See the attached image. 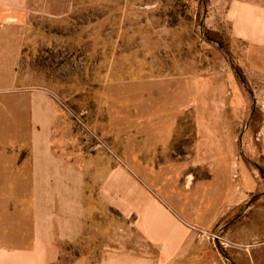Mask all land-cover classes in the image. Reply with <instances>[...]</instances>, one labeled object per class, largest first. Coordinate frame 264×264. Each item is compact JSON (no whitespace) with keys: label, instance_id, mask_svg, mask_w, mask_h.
I'll list each match as a JSON object with an SVG mask.
<instances>
[{"label":"crops","instance_id":"1","mask_svg":"<svg viewBox=\"0 0 264 264\" xmlns=\"http://www.w3.org/2000/svg\"><path fill=\"white\" fill-rule=\"evenodd\" d=\"M216 1L232 37L264 50V0ZM30 10L0 0V264H264V194L239 183L238 150L200 125L189 146L188 118L143 98L131 113L116 100L111 158L86 147L64 102L20 70Z\"/></svg>","mask_w":264,"mask_h":264},{"label":"rangeland","instance_id":"2","mask_svg":"<svg viewBox=\"0 0 264 264\" xmlns=\"http://www.w3.org/2000/svg\"><path fill=\"white\" fill-rule=\"evenodd\" d=\"M30 5L20 70L29 84L47 85L71 119L81 117L83 123L74 119L73 126L86 147L97 144L111 158L120 139L109 134V126L115 130L122 122L108 117L120 109L116 100H126L131 113L143 98L158 115L188 118L189 146L199 125L218 145L234 146L251 170H240L239 183L252 186L253 201L264 194V50L232 37L226 6L216 0H30ZM128 149L123 156L131 161ZM218 241L228 255L224 239Z\"/></svg>","mask_w":264,"mask_h":264},{"label":"built area","instance_id":"3","mask_svg":"<svg viewBox=\"0 0 264 264\" xmlns=\"http://www.w3.org/2000/svg\"><path fill=\"white\" fill-rule=\"evenodd\" d=\"M73 115H74V114H73ZM74 116H75V115H74ZM74 119H76V120L79 119V121H80L81 123H83L82 120H81V117H80V116H76V118H74ZM87 130H88V131H91V130H89V128H87ZM91 132H92V135H93L94 137H96L101 143H103V141H101V139H99L98 136H97L93 131H91ZM103 144H104V143H103ZM234 177L237 178V177H238V174L236 173V174L234 175ZM214 237L217 238V239H220V238H221V237L218 236L217 234L214 235Z\"/></svg>","mask_w":264,"mask_h":264},{"label":"water","instance_id":"4","mask_svg":"<svg viewBox=\"0 0 264 264\" xmlns=\"http://www.w3.org/2000/svg\"><path fill=\"white\" fill-rule=\"evenodd\" d=\"M217 246L220 247L219 244Z\"/></svg>","mask_w":264,"mask_h":264}]
</instances>
